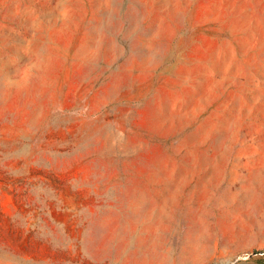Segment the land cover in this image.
<instances>
[{"label":"rangeland","instance_id":"1","mask_svg":"<svg viewBox=\"0 0 264 264\" xmlns=\"http://www.w3.org/2000/svg\"><path fill=\"white\" fill-rule=\"evenodd\" d=\"M0 264H264V0H0Z\"/></svg>","mask_w":264,"mask_h":264},{"label":"water","instance_id":"2","mask_svg":"<svg viewBox=\"0 0 264 264\" xmlns=\"http://www.w3.org/2000/svg\"><path fill=\"white\" fill-rule=\"evenodd\" d=\"M259 252H263V251H254V252L250 253V254L248 255V257H251V256H253V255H255V254L259 253Z\"/></svg>","mask_w":264,"mask_h":264},{"label":"bare ground","instance_id":"3","mask_svg":"<svg viewBox=\"0 0 264 264\" xmlns=\"http://www.w3.org/2000/svg\"><path fill=\"white\" fill-rule=\"evenodd\" d=\"M130 8V7H129Z\"/></svg>","mask_w":264,"mask_h":264}]
</instances>
